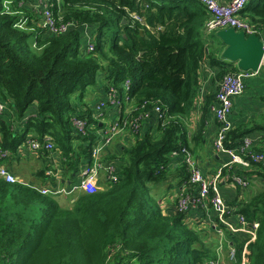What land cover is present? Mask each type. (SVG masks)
Wrapping results in <instances>:
<instances>
[{"label":"trees","instance_id":"obj_1","mask_svg":"<svg viewBox=\"0 0 264 264\" xmlns=\"http://www.w3.org/2000/svg\"><path fill=\"white\" fill-rule=\"evenodd\" d=\"M33 2L0 0V101L18 120L31 105L37 109L26 116L20 132L0 123L1 148L13 154L27 137L40 144L48 137L54 149L38 152L45 156L47 170L55 153L63 177L78 175L96 136L92 127L86 135L73 129L74 115L89 117V122L91 112L85 108L83 113L84 107L72 99L76 94L82 98L97 75L118 90L129 81L134 115L158 107L161 117L156 136L141 133L124 151L119 181L91 194L75 193L71 207L41 193L59 184L45 169L36 176L48 180L37 186L0 177V264H218V254L206 245L201 231L186 224V214L162 213L150 196L151 187L169 176L195 194L182 163L191 153L183 120L199 88V69L206 61L219 68L216 81L239 71L217 58L215 52L223 45L216 30L205 31L208 15L202 5L195 0H49L52 21L69 26L65 33L52 34L44 26L43 5ZM239 17L264 32V0H248ZM89 27L94 28L93 50L86 53L83 33ZM212 40L217 46L210 45ZM256 131L262 138L253 152L264 156V127H235L224 144L237 149ZM173 153L180 166L171 174ZM243 160L247 166L225 168L222 176L248 180L251 174L263 186L244 202L227 205L249 225L258 224L246 246L245 264H264V161L248 155ZM225 234L234 258L229 260L225 246L224 264H241L248 235ZM236 234L243 236L234 243Z\"/></svg>","mask_w":264,"mask_h":264},{"label":"crops","instance_id":"obj_2","mask_svg":"<svg viewBox=\"0 0 264 264\" xmlns=\"http://www.w3.org/2000/svg\"><path fill=\"white\" fill-rule=\"evenodd\" d=\"M217 1L220 3L228 2V0ZM84 34L85 32L83 35ZM209 43L212 47L217 46V43L214 40L209 41ZM219 49H221V52H215V54L218 56V59H221L223 46L219 47ZM261 69L259 75L247 81L245 91L240 96L233 99L231 112L229 114V121L233 128L240 126H247L250 128V126L253 125L264 127V66H261ZM218 71H220L219 68L211 67L207 61L201 65L199 69V88L194 97L190 112L183 120V130L186 134L185 140L187 147L191 152L190 154L192 155V159L195 161L197 168L205 178H211L221 165L229 160L226 155L218 154L212 148L217 133V124L210 111V105L215 99L218 83V81L215 80V77ZM92 86L94 87H87L88 89L90 88V90L86 97L84 94L79 100L77 97H74V100L78 106L84 107L83 113H85V108L86 110H90L91 116L92 113H95L96 117L100 120L99 128H109L114 122L120 119V114L116 109L109 105H104L99 111L95 112V106L100 101H104L106 97L107 86L100 75H97L95 84ZM128 108L133 110L131 100ZM36 111V106L31 105L29 109L26 110L22 120H18L14 115L11 116V110L7 108V111L0 115V123L9 126L13 133L20 132L26 116ZM148 116L149 117L141 124L140 134L144 133L156 136L158 125L157 116L153 113H149ZM247 137L252 140V149L261 145L262 134L260 131L253 132ZM134 138L135 137L129 133L128 129H122L112 143L105 149L103 160L114 161L118 167L122 164L124 165L126 163L124 151L132 146ZM77 145L78 142L75 144V147ZM170 157L171 165L169 166L170 169L168 170V173L172 174L177 168H179L180 158L178 155H172ZM44 158L45 156L38 152L20 150L13 153L3 164L19 182H23L29 186H37L41 181L46 182L48 180V178L40 179V177L38 178L36 176L40 169H45L46 176H52L56 181L58 180V186L60 187L67 189L78 183L79 175L74 174L73 176L63 177L60 174L59 158L57 154L53 153L52 161L48 160L50 165L49 170H47L48 166L44 163ZM35 161L38 164H35ZM25 168L28 170H24ZM246 171L250 172L251 170L248 169ZM25 173L27 175H25ZM247 179V187L244 190L233 184L231 181H225L222 179L219 182V190L227 204L228 202H234L235 204H238L239 202L242 203L261 190L263 183L258 177L250 174ZM99 180L100 188L107 185L103 182L104 179L102 176ZM186 188L187 186L185 184H180L175 181L172 176H169L167 181L151 187L150 196L156 201V204L162 213L174 214L176 212L175 207L179 193ZM71 196L74 198L75 194L73 193L70 196L58 195L54 197L55 199L58 197L57 199L59 200L60 205H66V203L72 204L73 198L67 201L68 197ZM186 216V224L203 233L206 245H210L215 254H218L217 263L224 264L226 261V255L224 254L225 246H228L230 239L225 232H229V230L220 227L216 219V213L213 209L209 206H203L202 208L200 207L190 211ZM228 221L230 225L236 226L235 217H229ZM241 236L243 235H234L233 242L236 243Z\"/></svg>","mask_w":264,"mask_h":264},{"label":"built area","instance_id":"obj_3","mask_svg":"<svg viewBox=\"0 0 264 264\" xmlns=\"http://www.w3.org/2000/svg\"><path fill=\"white\" fill-rule=\"evenodd\" d=\"M206 10L208 16L207 24L205 25V31L210 32L215 29L233 28L236 32H243L245 36L257 35L262 44L263 56L261 66L264 64V32H257L254 28L250 27L248 23L241 20L239 15L245 8L248 0H228L225 3H219L217 0H196ZM43 5V20L44 26L50 31V33L61 34L65 33L69 26H57L51 19V14L47 10V0H38ZM93 45L89 44L87 51H92ZM258 72L252 71H236L233 73L223 75L217 83L216 94L214 102L210 105V111L214 116L217 124V133L213 142L212 148L218 154H224L228 157V162L222 164L221 167L212 175L211 178H205L196 166L195 161L192 159V155L186 153L183 156L182 163L186 165L188 172V184L194 189L195 194H191L187 191L188 187L179 193L176 201L175 211L177 213L187 214L190 211L198 208L199 206H209L216 213V219L219 225L228 229L231 233H242L248 235L249 239L246 242L242 251V263L245 264V255L248 253L247 245L255 238V230L258 224L252 223L249 225L247 221L239 215H235V208L227 205L223 199L219 190V182L224 179L225 181H231L241 189H246L247 182L242 177L235 176H222V170L231 168L234 165L239 167L247 166L243 160L244 155L255 162L264 161V156L256 154L252 149V140L249 137H244L242 144L237 149L227 148L224 144L226 141L227 133L233 129L232 124L229 121V114L232 108L233 99L240 96L246 89V83L248 80L256 77ZM130 95H129V81H126L121 85L120 90L109 84L107 85V92L104 101H100L95 106V112L99 111L104 105H109L116 109L120 114V119L114 122L109 128H99V119L95 113L87 122V118L80 119L77 116L71 118V125L74 130L81 134L86 135L89 128H93L95 131V141L90 151L89 160L82 166L79 171V181L77 184L71 186V189H43L42 194L51 195H71L75 191L85 192L91 194L96 192L99 184V179L102 176L104 183L107 185L116 183L120 179V167L114 163V161H104V151L112 143L114 138L126 128L129 133L135 138H138L141 132V124L149 117V113H153L157 116V120L161 117V112L158 107H155L150 112L140 115H134L133 110L129 109ZM5 104L0 101V115L5 110ZM84 112V110H82ZM98 123V126H97ZM97 126V127H96ZM134 138V141L136 140ZM27 151L37 152L40 149L52 151L54 149L53 144L47 139L42 144L38 141H26L22 145ZM171 155H177L173 153ZM9 156L7 150L0 148V165ZM182 158V157H181ZM0 177L8 183L15 182V178L10 175L7 169L0 166ZM229 217H235L236 226L229 224ZM222 236V235H221ZM229 253L228 258L232 260L234 258L233 244L229 243L227 246ZM215 264V263H210Z\"/></svg>","mask_w":264,"mask_h":264},{"label":"water","instance_id":"obj_4","mask_svg":"<svg viewBox=\"0 0 264 264\" xmlns=\"http://www.w3.org/2000/svg\"><path fill=\"white\" fill-rule=\"evenodd\" d=\"M216 37L223 45V60L236 66L239 71H259L263 50L257 35L245 37L243 32L226 28L216 31Z\"/></svg>","mask_w":264,"mask_h":264},{"label":"clouds","instance_id":"obj_5","mask_svg":"<svg viewBox=\"0 0 264 264\" xmlns=\"http://www.w3.org/2000/svg\"><path fill=\"white\" fill-rule=\"evenodd\" d=\"M195 1H196V0H195ZM198 3H199V2H198ZM219 3H220V2H219ZM202 7H203V6H202ZM203 8H204V7H203ZM204 11H205V13L207 14L205 8H204ZM207 15H208V14H207ZM208 16H209V15H208ZM133 17H135V16H133ZM219 29H222V28H219ZM215 30L217 31L218 28L215 29ZM245 37H247V36H245ZM89 44H92V43L90 42V40H89L88 44H84L85 52H86V53H90V52H91V51H87V47H88ZM92 45H93V44H92ZM224 61H225V60H224ZM226 63H229V62L227 61ZM262 66H263V65H262ZM234 67H236V66H234ZM236 68H237V67H236ZM260 68H261V67H260ZM126 81H128V80H126ZM126 81H125V82H126ZM125 82H123L122 84H124ZM122 84H121V85H122ZM105 85H106V83H105ZM129 85H130V83H129ZM106 86H107V85H106ZM215 94H216V93H215ZM5 106H6V105H5ZM7 108H8V107L6 106V107H5V110L3 111V113H4L5 111H7ZM97 126H98V123H97ZM21 129H22V126H21ZM73 129H74V128H73ZM89 129H90V128H89ZM89 129H88V130H89ZM93 131H94V129H93ZM75 132H76V131H75ZM245 137H247V136H245ZM47 139L52 143V141H51L48 137H44L43 142H44L45 140H47ZM26 141H38V140H37V139H32V138H30V137H27V138L25 139V141H23V143H22L21 145H19V147L16 149V152H17V151H20V150H26L25 147L22 146V145L24 144V142H26ZM43 142H42V143H43ZM42 143H41V144H42ZM52 144H53V143H52ZM53 146H54V144H53ZM54 147H55V146H54ZM0 148H1V147H0ZM1 149H3V148H1ZM3 150H6V149H3ZM40 150H41V151H42V150H43V151H47L48 153L50 152V151H48V150H44V149H40ZM40 150H39V151H40ZM7 151H8V150H7ZM26 151H27V150H26ZM39 151H37V152H39ZM8 152H9V151H8ZM11 155H12V153L9 152V156L7 157V159H6L5 161H7L8 158H10ZM171 156H172V155H171ZM5 161H4V162H5ZM4 162H2L0 166L5 167V165L3 164ZM5 168H6V167H5ZM6 169H7V168H6ZM7 171H8V169H7ZM13 177L15 178V182L18 181L17 178H16L15 176H13ZM71 188H72V187H69V188H67V189H71ZM47 189H50V190H51V189H53V190L58 189V190H59V189H66V188H64V187H55V188L50 187V188H47ZM77 192H81V191H75V192H73V193L75 194V193H77ZM73 193H72V194H73ZM72 194H71V195H72ZM60 195H63V194H60ZM53 196H58V195H53ZM65 196H70V195H65Z\"/></svg>","mask_w":264,"mask_h":264},{"label":"rangeland","instance_id":"obj_6","mask_svg":"<svg viewBox=\"0 0 264 264\" xmlns=\"http://www.w3.org/2000/svg\"><path fill=\"white\" fill-rule=\"evenodd\" d=\"M47 1H49V0H47ZM35 5H38V2L37 1H35L34 0V2H33ZM93 30H94V28L93 27H89V28H87L86 29V31H85V34L83 35V38L85 37V40L82 42V44L84 45V44H88V42H89V40L91 39V37H92V33H93ZM218 30H220V29H218ZM217 30V31H218ZM81 49H82V47H81ZM263 66H264V64H263ZM262 66V67H263ZM261 68L259 69V73H261ZM259 73H258V75H259ZM97 85V84H96ZM95 85V86H96ZM89 87V86H88ZM92 87H94V86H91L90 88H92ZM90 88L88 89V88H86V90L83 92L84 94H85V97L89 94V90H90ZM78 95L76 94L75 95V97H77ZM79 100V99H78ZM72 101L73 102H75V100H74V98L72 99ZM10 110V109H9ZM35 164H38L36 161L34 162ZM24 170H28V169H24ZM9 172V171H8ZM10 173V172H9ZM10 175H12V176H14L12 173H10ZM25 175H27L26 173H25ZM26 181V180H25ZM32 185V184H31ZM58 187H60V186H58ZM98 187H99V184H98ZM73 198V196H71V197H68V199H67V201H69V200H71ZM70 204V203H69ZM68 203H66V205H69ZM70 207H71V205H70Z\"/></svg>","mask_w":264,"mask_h":264}]
</instances>
